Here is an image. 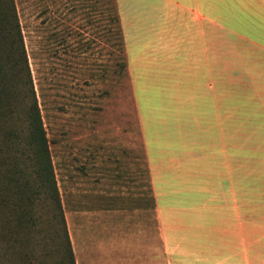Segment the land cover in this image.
Returning a JSON list of instances; mask_svg holds the SVG:
<instances>
[{
  "label": "crops",
  "instance_id": "0c3cea01",
  "mask_svg": "<svg viewBox=\"0 0 264 264\" xmlns=\"http://www.w3.org/2000/svg\"><path fill=\"white\" fill-rule=\"evenodd\" d=\"M116 1L145 179L135 192L85 181L66 194L75 264H264V241L247 240L255 214L239 163L231 174L230 55L214 0L211 15L210 0Z\"/></svg>",
  "mask_w": 264,
  "mask_h": 264
},
{
  "label": "rangeland",
  "instance_id": "374dc122",
  "mask_svg": "<svg viewBox=\"0 0 264 264\" xmlns=\"http://www.w3.org/2000/svg\"><path fill=\"white\" fill-rule=\"evenodd\" d=\"M152 1V0H150ZM117 2V1H116ZM59 192H135L143 150L128 77L100 51V0H16ZM229 53L231 174L246 181L248 241H264V0H214ZM106 70V73H102ZM90 75H93L90 77ZM134 183V184H133ZM146 193L145 184L143 186ZM249 211V212H248ZM252 211V212H251Z\"/></svg>",
  "mask_w": 264,
  "mask_h": 264
},
{
  "label": "trees",
  "instance_id": "16d2710c",
  "mask_svg": "<svg viewBox=\"0 0 264 264\" xmlns=\"http://www.w3.org/2000/svg\"><path fill=\"white\" fill-rule=\"evenodd\" d=\"M100 3V51L128 77L117 2ZM34 81L16 0H0V264H75Z\"/></svg>",
  "mask_w": 264,
  "mask_h": 264
}]
</instances>
